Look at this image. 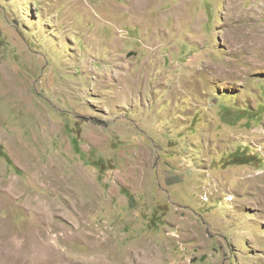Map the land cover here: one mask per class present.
I'll use <instances>...</instances> for the list:
<instances>
[{
  "label": "rangeland",
  "instance_id": "obj_1",
  "mask_svg": "<svg viewBox=\"0 0 264 264\" xmlns=\"http://www.w3.org/2000/svg\"><path fill=\"white\" fill-rule=\"evenodd\" d=\"M136 1L0 0V264H264V0Z\"/></svg>",
  "mask_w": 264,
  "mask_h": 264
},
{
  "label": "bare ground",
  "instance_id": "obj_2",
  "mask_svg": "<svg viewBox=\"0 0 264 264\" xmlns=\"http://www.w3.org/2000/svg\"><path fill=\"white\" fill-rule=\"evenodd\" d=\"M146 0H137L135 3H134V7L135 9H140L142 7V4L146 3L145 2ZM138 12V11H137ZM27 236H24V239H20L18 237H13L14 239H8V240H4V238L0 239V258L3 257L4 255L6 256L8 253H6L7 251H9L10 249H13V248H21L23 247L25 251H28L27 248L30 247V248H34V249H37L36 247L37 246H41L42 245V242L40 239L37 240V238H32V239H29V238H25ZM56 242H63L65 243L64 240L60 239V238H56ZM45 244V242H44ZM49 244V243H48ZM44 247V246H43ZM33 249V250H34ZM46 249H49V248H46ZM44 250V249H42ZM50 251V250H49ZM12 252V251H11ZM38 252V251H37ZM45 252V251H44ZM24 253V252H23ZM51 253V252H50ZM12 254V253H11ZM10 254V255H11ZM28 254V253H27ZM26 254V256H27ZM33 254V253H32ZM53 255V254H52ZM8 256V255H7ZM15 256V255H14ZM13 256V257H14ZM12 258V257H11ZM48 258V257H47ZM10 260V259H9Z\"/></svg>",
  "mask_w": 264,
  "mask_h": 264
},
{
  "label": "trees",
  "instance_id": "obj_3",
  "mask_svg": "<svg viewBox=\"0 0 264 264\" xmlns=\"http://www.w3.org/2000/svg\"><path fill=\"white\" fill-rule=\"evenodd\" d=\"M4 154H2V152H1V149H0V156H3Z\"/></svg>",
  "mask_w": 264,
  "mask_h": 264
}]
</instances>
